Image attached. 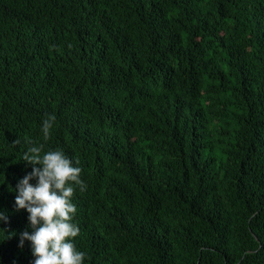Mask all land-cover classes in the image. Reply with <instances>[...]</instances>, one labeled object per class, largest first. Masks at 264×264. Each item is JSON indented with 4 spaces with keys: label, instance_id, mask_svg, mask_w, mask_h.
<instances>
[{
    "label": "trees",
    "instance_id": "1",
    "mask_svg": "<svg viewBox=\"0 0 264 264\" xmlns=\"http://www.w3.org/2000/svg\"><path fill=\"white\" fill-rule=\"evenodd\" d=\"M28 141L78 161L84 264H264V0H0V264Z\"/></svg>",
    "mask_w": 264,
    "mask_h": 264
},
{
    "label": "clouds",
    "instance_id": "2",
    "mask_svg": "<svg viewBox=\"0 0 264 264\" xmlns=\"http://www.w3.org/2000/svg\"><path fill=\"white\" fill-rule=\"evenodd\" d=\"M228 84L219 71L217 85L224 88ZM55 119L52 114L42 119L43 140L49 138ZM27 144L20 159L31 165V171L15 185L14 206L27 212L31 231L19 233L18 246L22 247L25 240L30 243L32 264H84L86 254L73 242V238L85 230L73 219L76 214L72 200L74 191L83 192L86 188L78 161L69 158L62 149L45 151L43 143L28 141ZM33 180L34 183L30 182ZM7 220L8 216L0 211V222L6 223ZM96 236L99 248L105 241L103 231H97ZM4 238L5 232L0 229V240Z\"/></svg>",
    "mask_w": 264,
    "mask_h": 264
},
{
    "label": "bare ground",
    "instance_id": "3",
    "mask_svg": "<svg viewBox=\"0 0 264 264\" xmlns=\"http://www.w3.org/2000/svg\"><path fill=\"white\" fill-rule=\"evenodd\" d=\"M53 47V46H52Z\"/></svg>",
    "mask_w": 264,
    "mask_h": 264
}]
</instances>
